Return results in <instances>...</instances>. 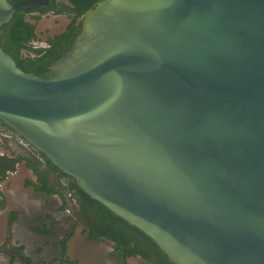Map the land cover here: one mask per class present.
I'll return each mask as SVG.
<instances>
[{"label": "water", "instance_id": "95a60500", "mask_svg": "<svg viewBox=\"0 0 264 264\" xmlns=\"http://www.w3.org/2000/svg\"><path fill=\"white\" fill-rule=\"evenodd\" d=\"M0 0V35L18 10ZM40 77L0 46V121L170 264H264V0H102Z\"/></svg>", "mask_w": 264, "mask_h": 264}, {"label": "trees", "instance_id": "16d2710c", "mask_svg": "<svg viewBox=\"0 0 264 264\" xmlns=\"http://www.w3.org/2000/svg\"><path fill=\"white\" fill-rule=\"evenodd\" d=\"M11 3L27 0H9ZM102 0H53L46 6L43 13L67 14L71 18L65 31L47 41V47H35L38 39L36 25L27 19V15L38 10H18L13 20L3 25L0 35V46L11 55L17 65L27 73H36L45 77L50 70L47 67L63 57L71 48L76 36L80 33V19L91 8ZM36 21L39 18H35ZM1 124L9 128L7 125ZM18 136V134L11 129ZM15 161L23 162L35 176V181H28L27 186L35 192L47 196H57L64 201L67 193H72L78 203L76 217L85 227L89 241L109 240L115 245L112 256L121 264H126L131 258H139L149 264H170L158 246L137 228L129 225L115 216L106 207L91 199L78 186L75 180L58 169L43 153L35 151L33 155L17 156ZM2 180V179H0ZM18 218L13 212L10 222ZM39 234L52 232L51 228L37 227ZM62 254L68 252L67 239L60 243ZM23 248L19 249L21 253ZM26 263H30L24 257ZM65 264H77L68 257L62 261Z\"/></svg>", "mask_w": 264, "mask_h": 264}, {"label": "rangeland", "instance_id": "374dc122", "mask_svg": "<svg viewBox=\"0 0 264 264\" xmlns=\"http://www.w3.org/2000/svg\"><path fill=\"white\" fill-rule=\"evenodd\" d=\"M35 18L39 19L36 21ZM27 19L36 25L38 39L35 44L38 47H44L49 39L63 33L71 22L67 14L43 12L29 13ZM2 138L0 134V144ZM11 144L5 152L9 156L35 154L17 136ZM28 181H35V176L23 162L8 178L0 180L5 203V208L0 206V264H65L62 262L65 257L77 264H121L112 256L115 248L112 242L88 240L83 222L76 217L78 203L72 193L66 194L64 205L57 196L35 192L26 185ZM13 212L18 213V218L10 222ZM37 227L51 228L52 232L39 234L35 230ZM64 239L68 246L65 256L60 247ZM24 257L30 263H26ZM126 264L149 263L131 258Z\"/></svg>", "mask_w": 264, "mask_h": 264}, {"label": "flooded vegetation", "instance_id": "af4514ba", "mask_svg": "<svg viewBox=\"0 0 264 264\" xmlns=\"http://www.w3.org/2000/svg\"><path fill=\"white\" fill-rule=\"evenodd\" d=\"M51 1H53V0H48L47 3H43L39 7L35 8V9L38 10L39 13L44 12V11H46V9H45L46 6L49 5ZM35 9H31V10H28V11H33ZM0 134L3 137L2 138V142L0 144V149H1L0 150V179H6V178H8V175L10 173H13V172H15L17 170V165H19V163L15 161V158L16 157L9 156V155H7L5 153L7 147H9V145H12L11 144V140H13L15 138V136H17V135L14 134L11 131L10 128H7L6 126H4L1 123H0ZM17 138L18 139H21L22 141H24L19 135L17 136ZM29 148H31V150L33 149L34 152L36 151L31 146ZM19 151H21V150L19 149ZM0 204H1L0 205L1 206V209L5 208V206H4L5 203H4L3 195L1 194V187H0Z\"/></svg>", "mask_w": 264, "mask_h": 264}, {"label": "built area", "instance_id": "2783aa9c", "mask_svg": "<svg viewBox=\"0 0 264 264\" xmlns=\"http://www.w3.org/2000/svg\"><path fill=\"white\" fill-rule=\"evenodd\" d=\"M34 46H35V47H38V46H36L35 43H34ZM44 47H47V42H46V45H45ZM38 48H40V47H38ZM20 141H21L22 143H24L26 146L30 147V145H29L28 143L22 141L21 139H20ZM32 150H33V149H32Z\"/></svg>", "mask_w": 264, "mask_h": 264}]
</instances>
